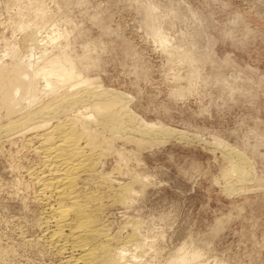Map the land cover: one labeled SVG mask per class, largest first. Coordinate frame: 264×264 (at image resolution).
I'll return each mask as SVG.
<instances>
[{"label": "rangeland", "instance_id": "obj_1", "mask_svg": "<svg viewBox=\"0 0 264 264\" xmlns=\"http://www.w3.org/2000/svg\"><path fill=\"white\" fill-rule=\"evenodd\" d=\"M13 49L35 70L68 61L95 89L128 96L140 117L125 127L145 146L124 142L127 131L105 143L113 150L97 167L111 182L87 187L104 196L101 222L127 264H169L181 248L199 252L190 264H264V0H0V68L15 63ZM50 82L57 93L68 86ZM141 119L180 135L146 134ZM14 135L0 138V264H61L29 174L43 167L39 139ZM128 182L133 202L113 203Z\"/></svg>", "mask_w": 264, "mask_h": 264}, {"label": "bare ground", "instance_id": "obj_2", "mask_svg": "<svg viewBox=\"0 0 264 264\" xmlns=\"http://www.w3.org/2000/svg\"><path fill=\"white\" fill-rule=\"evenodd\" d=\"M11 53L17 58L15 49ZM70 65L68 61H53L35 70L34 62L17 58L13 65L0 68V105L6 111L5 117L0 119V138L13 137L17 132L26 134L35 131L39 139L40 144L35 150L44 156L43 167L31 169L29 174L36 180L40 196L46 203L45 220H41L44 221L41 227L49 232L48 240L58 248L57 251L67 255L61 264H127L126 245V248L116 247L119 239L111 236L107 225L101 222L105 211L104 196L87 187L92 182L97 185L111 182L110 175H99L98 164L102 156L113 148L116 140L125 137L123 132L127 131L126 141L122 139L124 142H138L140 147L145 146V140L137 141L134 138L136 129L125 127L127 123H137L140 117L125 102L128 96L111 90L95 89L92 81L79 79ZM41 76L46 81L45 86L40 84ZM51 76H56L58 82L68 85L66 91H54ZM19 94L21 96L18 99ZM43 95L47 99L38 103ZM24 99L28 100L27 105L22 103L19 108L18 105ZM82 107L87 108L90 115L86 116L81 111ZM70 110H76L72 117L67 115ZM65 115L68 118L60 120ZM141 121L146 134L180 135L172 128L144 119ZM96 126L108 131L110 137L102 139ZM131 134L134 136L131 137ZM105 143L112 148L109 146V150H106ZM116 151L122 154V149L117 148ZM234 153L242 162L245 161L246 167L250 166L249 159L242 151L236 150ZM244 168L243 165L234 166L242 178L248 179L250 174ZM135 179L145 185L143 178L135 176ZM111 195L113 203L129 205L133 202L135 189L128 182L120 184ZM127 242L134 243V238L130 237ZM198 256V251L187 255L181 248L179 255L169 264H190Z\"/></svg>", "mask_w": 264, "mask_h": 264}]
</instances>
